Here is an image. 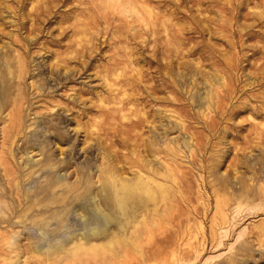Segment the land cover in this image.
Wrapping results in <instances>:
<instances>
[{"label": "rangeland", "instance_id": "obj_1", "mask_svg": "<svg viewBox=\"0 0 264 264\" xmlns=\"http://www.w3.org/2000/svg\"><path fill=\"white\" fill-rule=\"evenodd\" d=\"M0 264H264V0H0Z\"/></svg>", "mask_w": 264, "mask_h": 264}]
</instances>
